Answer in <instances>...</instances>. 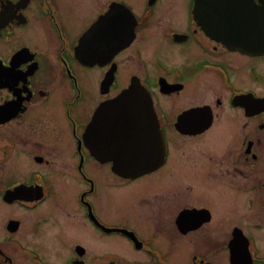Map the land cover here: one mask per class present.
Returning <instances> with one entry per match:
<instances>
[{"label": "flooded vegetation", "instance_id": "flooded-vegetation-1", "mask_svg": "<svg viewBox=\"0 0 264 264\" xmlns=\"http://www.w3.org/2000/svg\"><path fill=\"white\" fill-rule=\"evenodd\" d=\"M193 3L0 0V264H264V55L206 35ZM106 16L98 52L133 38L89 63ZM136 83L157 149L96 156L87 125Z\"/></svg>", "mask_w": 264, "mask_h": 264}, {"label": "water", "instance_id": "water-1", "mask_svg": "<svg viewBox=\"0 0 264 264\" xmlns=\"http://www.w3.org/2000/svg\"><path fill=\"white\" fill-rule=\"evenodd\" d=\"M259 2L261 5L254 0H195L193 15L208 35L221 40L231 49L264 54V0ZM110 22L109 16H106L83 36L80 51H83V58L87 62L106 61L132 40L133 35L112 36L115 37V48L111 47L105 53L98 52L96 46L101 47L109 37L93 34L99 27L108 26ZM117 25L116 31L119 30ZM146 102L144 91L134 84L116 99L100 106L85 134L91 151L96 156L108 159L112 152L109 148L110 139L125 136L130 139L128 149L132 160L141 159L144 153L149 158L151 152L157 149L159 141L153 132L148 131L150 123L145 124L152 118L141 117V113L146 112ZM115 149L120 150L119 146Z\"/></svg>", "mask_w": 264, "mask_h": 264}, {"label": "rangeland", "instance_id": "rangeland-1", "mask_svg": "<svg viewBox=\"0 0 264 264\" xmlns=\"http://www.w3.org/2000/svg\"><path fill=\"white\" fill-rule=\"evenodd\" d=\"M206 79H208V78H206ZM206 81H207V80H206ZM208 83H209V85L212 84L211 81H208ZM206 88H207V87H206ZM212 97H213V96H212L211 93L206 92L205 95H204V96H201V97L198 99L197 102H203V101H206V100L211 99ZM116 207H118V206L116 205Z\"/></svg>", "mask_w": 264, "mask_h": 264}]
</instances>
